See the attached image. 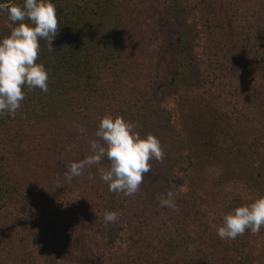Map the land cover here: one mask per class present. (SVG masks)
I'll use <instances>...</instances> for the list:
<instances>
[{"label": "trees", "instance_id": "1", "mask_svg": "<svg viewBox=\"0 0 264 264\" xmlns=\"http://www.w3.org/2000/svg\"><path fill=\"white\" fill-rule=\"evenodd\" d=\"M181 1L165 0L161 10L175 27L167 68L148 58L162 53L159 44L154 46L155 33L141 28L140 19L154 12L148 4L129 8L130 0H51L58 19L54 50L40 40L36 61L48 72V91L23 88L25 99L15 115L0 116V263L21 233L40 228L56 208L68 204L71 193L62 191L60 174L68 130L98 125L111 115L134 121L140 136L145 129L168 137L162 159L152 161L194 175L205 193L188 190L180 198L188 209L171 208L165 220L151 216L142 198V207L135 209L133 195L126 196V211L120 210L124 226L104 222V213L116 209L114 199L87 193L102 205L104 246L122 241L121 233L135 227L132 220L142 223L125 236L132 249L121 264H264V227L256 235L246 230L221 240L216 228L196 223L213 216L218 226L226 213L264 196V0H192L189 6ZM196 9L205 17L200 33L188 19ZM12 27L0 12V38ZM202 34L207 65L194 51ZM201 65L211 70L203 78ZM181 82L206 86L208 102L196 107L202 115L187 117V139L171 125L172 112L161 108L164 96ZM173 140L180 153L171 161ZM57 182L61 186L55 187ZM149 194L158 200L151 188ZM67 253L70 264H102L83 246L70 245Z\"/></svg>", "mask_w": 264, "mask_h": 264}, {"label": "rangeland", "instance_id": "2", "mask_svg": "<svg viewBox=\"0 0 264 264\" xmlns=\"http://www.w3.org/2000/svg\"><path fill=\"white\" fill-rule=\"evenodd\" d=\"M165 0H130L126 4L129 8L132 6L139 5L140 3L148 4L154 12L145 18H141V28L145 32L155 33L159 41L155 42L154 46L159 44L162 47V53L157 56V58L150 54L148 58H152V63H161L167 68L172 67L169 59L172 58L170 55L172 48V41L174 36L175 27L173 22L167 18L161 11L164 6ZM182 4L189 6L192 4V0L181 1ZM190 3V4H189ZM202 9L194 10L193 14L189 19L190 25L194 26V31L200 33L202 32V22L205 17L202 15ZM129 21V20H128ZM153 23V27L150 24ZM205 35H198L196 41L199 47H195L194 51L199 59L205 62V50H204V37ZM158 46V45H157ZM170 50V51H169ZM221 59V55L218 57ZM148 60V59H147ZM150 60H148L149 62ZM225 61V60H223ZM207 65V62H205ZM206 65H201L200 78L208 75V71L211 70L206 68ZM206 68V69H205ZM201 86H191L186 83L181 82L174 91L170 94L164 96L163 102H161V108L166 109L168 112H172L173 119L171 125L176 127L177 131L186 138V133L190 131L191 126L188 125L187 117L192 114L198 116L202 115L201 111L196 107H199V103L206 101L207 96L202 89L206 88ZM207 102V101H206ZM208 104V102H207ZM187 114H184V111ZM199 115V116H200ZM135 123L134 121H131ZM195 124V123H191ZM97 125H89L84 129H70L64 144L61 147L60 160H61V180L62 191L65 188L70 191L68 204L60 205L56 208V212L51 213L41 224L40 228H32L28 231H24L20 235V242L15 241L12 247V243L9 245V253L7 255L5 263L0 264H70L67 260V251L70 250V245L83 246L85 249H89L95 252L96 258L102 264H121L123 257L126 256L128 250L132 246L124 238L130 232H133L135 228L138 227L139 220L134 219L132 223L135 227L131 226L129 229L121 233L122 241H117L113 247L104 246V232L105 224H101L100 220L102 218L101 211L102 205H100L97 200L106 199L109 197L110 200L114 199V204L116 209L114 212L118 214V220L116 223L118 225L124 226L123 218L121 216V211L125 209V204L127 206L126 200L122 201L126 196L122 193L112 194L108 190L107 184L100 179V169L107 168V161H102L99 165H86L79 176H74L71 182H65L64 176L68 172V167L72 162L81 161L86 156L92 154L90 143L92 140H97L99 143V138L95 136ZM151 134L150 131L142 129L141 137ZM174 134V133H173ZM191 132L188 134L189 139ZM156 137V136H155ZM160 141L162 150L168 148L167 140L168 137L160 136L157 137ZM187 139V138H186ZM167 145V146H166ZM175 149L174 155L171 161L178 156L180 153V147L173 140L171 145ZM151 171L146 173L143 177V181L139 186V190L133 195L132 203H134V208L139 209L142 207V202H140L139 197L142 198L146 205H149L150 210L148 211L154 218L157 216H163L164 220L171 214V208L158 206L160 199L166 197V195L171 192L173 201L177 207H182L183 210L188 209L187 202H182L180 198L184 197L188 190L199 188L201 196H204L201 183L197 181L196 177L193 175H186L179 173L175 165L160 164L150 161ZM157 164V165H156ZM171 164V163H170ZM166 178H177L182 180L183 183L177 184L175 181H168ZM150 188L153 193L158 194L159 198L157 201H152V196L150 193ZM87 193L94 194L99 193L95 198L94 195L89 198ZM105 199V201H106ZM155 202V203H152ZM101 203V202H100ZM103 203V202H102ZM192 207V206H191ZM168 210V211H167ZM213 220L211 221V219ZM162 221V220H161ZM217 219L211 217L209 220L201 222H196L198 228L208 225L211 228H217ZM142 226V223H140ZM125 228V227H124ZM144 232H142L143 234ZM13 248V249H12ZM130 249V250H131ZM241 249H244L241 247ZM76 254V251H73ZM6 257V255L4 256Z\"/></svg>", "mask_w": 264, "mask_h": 264}, {"label": "clouds", "instance_id": "3", "mask_svg": "<svg viewBox=\"0 0 264 264\" xmlns=\"http://www.w3.org/2000/svg\"><path fill=\"white\" fill-rule=\"evenodd\" d=\"M0 12L7 14L14 25L9 35L0 38V116H14L25 99L23 88L48 91V72L37 63L40 40L46 42L52 52V41L57 35L56 7L51 0H23L21 5L0 3ZM19 22V23H17ZM136 125L122 117H102L97 125L90 148L92 154L81 161L72 162L64 176L71 182L86 165H99L107 161L108 167L100 169V179L108 190L124 196H132L138 190L146 173L151 171L150 161L159 162L163 157L160 141L152 134L141 137L134 131ZM61 186L59 182L55 187ZM161 207L175 209L172 193L161 198ZM105 223H115L118 214L104 213ZM264 227V196L234 208L222 218L216 234L221 240L235 239L245 231L256 235Z\"/></svg>", "mask_w": 264, "mask_h": 264}]
</instances>
